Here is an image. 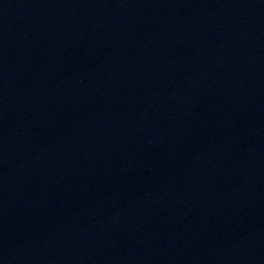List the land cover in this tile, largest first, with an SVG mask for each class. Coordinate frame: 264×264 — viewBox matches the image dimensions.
Masks as SVG:
<instances>
[{"label":"water","instance_id":"1","mask_svg":"<svg viewBox=\"0 0 264 264\" xmlns=\"http://www.w3.org/2000/svg\"><path fill=\"white\" fill-rule=\"evenodd\" d=\"M0 264H264V0H0Z\"/></svg>","mask_w":264,"mask_h":264}]
</instances>
